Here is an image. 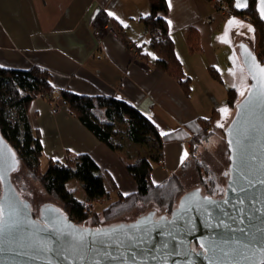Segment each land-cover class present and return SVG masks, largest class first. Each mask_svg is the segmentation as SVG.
<instances>
[{"label": "crops", "instance_id": "1", "mask_svg": "<svg viewBox=\"0 0 264 264\" xmlns=\"http://www.w3.org/2000/svg\"><path fill=\"white\" fill-rule=\"evenodd\" d=\"M167 4L164 18L175 55L189 79L187 94L154 64L156 54L141 20L150 12L149 0H0V66L16 70L37 66L50 73L55 90L113 97L138 109L158 129L161 149L151 143H133L123 134L118 135L117 145L128 161L156 151L161 154L164 163L152 170L153 184L171 173H180L189 142L200 131L199 118H209L213 110H218L216 123L227 125L230 112L223 110L228 90L234 89L240 95V78L232 75V65L242 67L239 43L251 45L242 30L230 29L232 22L235 25L242 19L218 20L212 2L167 0ZM99 13L105 14V25H112L115 35L107 32L105 25L98 30L93 27L92 21ZM190 28L198 32L196 46L187 40ZM230 41L234 43L233 51ZM130 44L135 45L136 51ZM227 47L230 51L226 55ZM243 72L246 88L249 79ZM55 101L59 105L56 113L50 111L51 102L46 97L34 99L28 110L31 126L38 131L42 143L40 165L46 168L66 156L87 154L104 177L108 202L135 192L136 184L118 154L72 116L60 98ZM117 128L124 130V126ZM226 150L227 142L218 130L196 151V157L215 171L219 182L213 164L216 155L223 165L228 162ZM189 172L195 175V188L198 177L193 167L180 173V181L184 186L183 179ZM78 185L81 187L80 182Z\"/></svg>", "mask_w": 264, "mask_h": 264}, {"label": "water", "instance_id": "2", "mask_svg": "<svg viewBox=\"0 0 264 264\" xmlns=\"http://www.w3.org/2000/svg\"><path fill=\"white\" fill-rule=\"evenodd\" d=\"M232 1L237 12L249 7ZM255 1L264 24V0ZM238 48L249 84L223 131L229 163L221 197L195 187L178 194L168 217L150 209L98 228L75 225L53 203L35 216L13 184L20 164L0 134V264H264V64L251 45Z\"/></svg>", "mask_w": 264, "mask_h": 264}, {"label": "trees", "instance_id": "3", "mask_svg": "<svg viewBox=\"0 0 264 264\" xmlns=\"http://www.w3.org/2000/svg\"><path fill=\"white\" fill-rule=\"evenodd\" d=\"M207 1L212 2L216 8L213 0ZM222 2L231 9L227 17L250 16L252 20L250 24L253 28L251 48L257 59L264 64V24L255 11L256 1L249 0V7L244 12L235 11L232 0H222ZM149 4L150 12L142 16L141 20L149 33V44L156 54L154 64L172 77L187 94L190 87L189 79L185 76L181 63L175 55L164 18L168 12L167 0H149ZM106 22L105 14L99 13L92 24L98 30ZM197 39V30L190 28L187 32L188 42L196 46ZM38 97H46L50 102L60 98L72 116L76 117L98 141L118 154L120 162L136 184V191L118 196L100 211L92 210L93 203L109 201V190L102 173L89 155H69L63 161L49 163L41 171L39 167L42 143L38 131L31 126L28 112L30 103ZM237 100V92L229 89L224 108L226 112L232 113ZM219 114L218 110H213L209 118L197 120L200 131L191 138L187 159L180 166V173L193 167L198 177L197 187H200L205 195L214 198L224 194V185L218 181L215 171L196 157V151L218 130L223 133L224 127L219 126L215 121ZM118 126H124V130L120 131ZM0 134L14 151L26 177L40 183L48 195L59 200L63 212L77 226L102 227L139 207L154 209L158 215L168 217L175 205L176 197L184 191L180 173H171L162 182L152 183L151 172L161 158V154L157 151L132 161H128L120 153L117 145V137L120 134L133 143H151L157 150L161 149L162 136L150 119L124 100L55 90L51 85L50 73L37 66L25 70L0 66ZM226 152L229 157L228 147ZM17 172L19 170L13 175V184L23 196L27 187L20 178L16 177ZM72 179L81 183L84 200L78 199L66 186V183Z\"/></svg>", "mask_w": 264, "mask_h": 264}, {"label": "rangeland", "instance_id": "4", "mask_svg": "<svg viewBox=\"0 0 264 264\" xmlns=\"http://www.w3.org/2000/svg\"><path fill=\"white\" fill-rule=\"evenodd\" d=\"M213 1L216 4L215 12H216V14L218 16L217 19L220 20V21H224L226 18H228L227 17L228 14L231 13L230 7L227 6L225 2L223 3L222 0H213ZM220 10H221L222 14H220L218 12ZM244 16H238L237 18H240V19H242L244 21L239 20L240 23L238 22L235 25L232 22L230 29H231V31L234 30V28L237 29V30H240V31L242 30L243 37L247 41H251L252 42L253 32H252V26L250 25L252 20H251V18H250V20H247L246 18H244ZM237 18H235V19L238 20ZM231 19H234V18H231ZM238 24H241V25L238 26ZM241 26H243L245 28L241 29ZM228 45H229L230 49H232V51H233L234 43H232L230 41V43H228ZM224 51H225V54L227 55L228 51H230V50L227 47V48L224 49ZM233 65H234V63H233ZM233 65H232V75L238 77V79L240 78V81H239V84H238L239 87H240L239 88L240 95L238 96V99H239L240 97L244 96L245 91L247 89V87L245 88V86H243V84H244L243 83V76H244L243 70L244 69H243V67L239 68V67H237L235 65H234L235 66V68H234ZM248 84H249V81H248ZM232 115H233V111L230 114L228 120H226V123H228V121L230 120ZM219 158L220 157L216 155L215 163L213 164V166H214V168L216 169V171L218 173L219 179L221 180L220 183L225 186L226 179H225V177L223 178V175H225V172L227 170L228 162H226V164L223 165V161H220ZM227 158H228V156H227ZM39 168H40L41 171H43L45 169V166L44 165H40ZM18 170H19V172H17L16 177L20 178L25 183V185L27 187V191L24 193L23 196L28 201L31 202V205L33 207V211H34L35 214H37L39 208L44 206V204H46V203H53L55 205L62 206V204H61V202L59 200L55 199L54 197L48 195L45 192V190L43 189V187H42V185L40 183L32 181L29 178H27L23 168H21L19 166ZM183 183H184V186H185L184 191L193 189V187L195 185V175L193 173L189 172L188 175L183 179ZM78 184H79L78 180L72 179V180H69L68 187L72 190V192L75 193V196L78 199H81L83 191L81 190V187ZM107 203H108V201L93 203L92 204V208H93L92 210L100 211V209L103 208ZM150 209L151 208L139 207L136 210H134V211H132V212H130L128 214L123 215L122 217L118 218L117 220H115V221H113L111 223H130V222L134 221L135 219H137L141 214L147 212ZM85 224H87V223H85Z\"/></svg>", "mask_w": 264, "mask_h": 264}, {"label": "built area", "instance_id": "5", "mask_svg": "<svg viewBox=\"0 0 264 264\" xmlns=\"http://www.w3.org/2000/svg\"><path fill=\"white\" fill-rule=\"evenodd\" d=\"M218 12H219L220 14H222L221 10L218 11ZM244 18H246L247 20H250V16H248V15H245ZM104 29H105L107 32H109L110 34L115 35V30H114V28H113L112 25H110V24H106V25L104 26ZM130 46H131V49H132L133 51H136V48H135V45H134V44H130ZM261 62H262V61H261ZM262 63H263V62H262ZM148 71H150V69H148ZM58 109H59V105H58V103H57L55 100H52V101H51V109H50V111H51L52 113H56ZM162 163H164V161H163L162 158H160L157 164H162Z\"/></svg>", "mask_w": 264, "mask_h": 264}, {"label": "snow or ice", "instance_id": "6", "mask_svg": "<svg viewBox=\"0 0 264 264\" xmlns=\"http://www.w3.org/2000/svg\"><path fill=\"white\" fill-rule=\"evenodd\" d=\"M237 6L239 7V6H241V5L238 4ZM230 23H231V21H230ZM260 72H261L262 75H264V69H260ZM223 111L226 112L227 110L225 109V110H223Z\"/></svg>", "mask_w": 264, "mask_h": 264}, {"label": "flooded vegetation", "instance_id": "7", "mask_svg": "<svg viewBox=\"0 0 264 264\" xmlns=\"http://www.w3.org/2000/svg\"><path fill=\"white\" fill-rule=\"evenodd\" d=\"M34 215H35V216H38V215H37V214H35V213H34ZM194 247H195L196 249H198V248H199V247H198L196 244L194 245Z\"/></svg>", "mask_w": 264, "mask_h": 264}]
</instances>
